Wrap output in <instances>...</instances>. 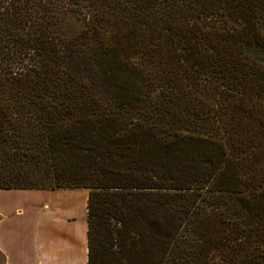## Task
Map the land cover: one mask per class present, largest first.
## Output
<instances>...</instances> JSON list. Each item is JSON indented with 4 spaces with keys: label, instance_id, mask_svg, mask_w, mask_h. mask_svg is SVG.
Masks as SVG:
<instances>
[{
    "label": "trees",
    "instance_id": "obj_1",
    "mask_svg": "<svg viewBox=\"0 0 264 264\" xmlns=\"http://www.w3.org/2000/svg\"><path fill=\"white\" fill-rule=\"evenodd\" d=\"M59 188L88 264H264V0H0V189Z\"/></svg>",
    "mask_w": 264,
    "mask_h": 264
},
{
    "label": "crops",
    "instance_id": "obj_2",
    "mask_svg": "<svg viewBox=\"0 0 264 264\" xmlns=\"http://www.w3.org/2000/svg\"><path fill=\"white\" fill-rule=\"evenodd\" d=\"M83 188L0 189V264H88Z\"/></svg>",
    "mask_w": 264,
    "mask_h": 264
}]
</instances>
